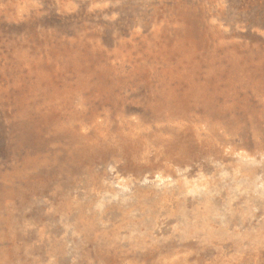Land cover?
I'll use <instances>...</instances> for the list:
<instances>
[{
	"label": "rangeland",
	"instance_id": "374dc122",
	"mask_svg": "<svg viewBox=\"0 0 264 264\" xmlns=\"http://www.w3.org/2000/svg\"><path fill=\"white\" fill-rule=\"evenodd\" d=\"M0 264H264V0H0Z\"/></svg>",
	"mask_w": 264,
	"mask_h": 264
}]
</instances>
